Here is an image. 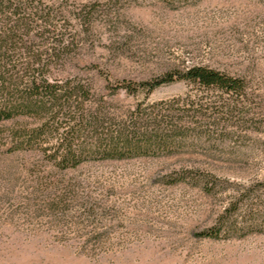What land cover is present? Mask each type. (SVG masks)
<instances>
[{"label":"rangeland","instance_id":"374dc122","mask_svg":"<svg viewBox=\"0 0 264 264\" xmlns=\"http://www.w3.org/2000/svg\"><path fill=\"white\" fill-rule=\"evenodd\" d=\"M40 1L77 30L59 73L90 80L113 105L146 93L109 96L104 75L145 80L200 64L246 79V115L226 121L213 146L68 169L0 145V264H264V0ZM220 92L175 81L149 99ZM196 169L215 174L212 192ZM235 201V225L202 235Z\"/></svg>","mask_w":264,"mask_h":264},{"label":"trees","instance_id":"16d2710c","mask_svg":"<svg viewBox=\"0 0 264 264\" xmlns=\"http://www.w3.org/2000/svg\"><path fill=\"white\" fill-rule=\"evenodd\" d=\"M76 17L83 29L90 25L85 12ZM71 20L53 3L0 0V145L5 151L36 152L59 169L91 160L168 156L213 146L229 134L226 121L245 118L246 79L200 64L145 80L112 82L104 75L109 96L146 93L130 107L113 105L90 80L59 73L77 41ZM175 81L221 92L214 99L197 94L149 99L156 88ZM196 170L191 178L212 192L215 174ZM185 173L175 181L186 180ZM238 209L237 201L230 202L219 227L201 234L218 237L223 227L232 228Z\"/></svg>","mask_w":264,"mask_h":264}]
</instances>
